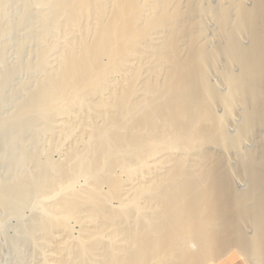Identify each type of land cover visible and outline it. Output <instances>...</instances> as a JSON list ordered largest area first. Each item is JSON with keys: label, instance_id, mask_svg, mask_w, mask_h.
Here are the masks:
<instances>
[{"label": "bare ground", "instance_id": "bare-ground-1", "mask_svg": "<svg viewBox=\"0 0 264 264\" xmlns=\"http://www.w3.org/2000/svg\"><path fill=\"white\" fill-rule=\"evenodd\" d=\"M188 35L196 59L182 51ZM1 37L0 133L15 152L0 206L35 203L20 229L42 264H230L231 252L264 264V63L250 54L264 42V0H0ZM23 70L36 80L7 92ZM205 110L223 114L213 138ZM51 151L60 158L39 160Z\"/></svg>", "mask_w": 264, "mask_h": 264}, {"label": "rangeland", "instance_id": "rangeland-1", "mask_svg": "<svg viewBox=\"0 0 264 264\" xmlns=\"http://www.w3.org/2000/svg\"><path fill=\"white\" fill-rule=\"evenodd\" d=\"M209 4H210V6L215 5V0H209ZM13 11H14V9H13ZM187 13L189 14V12H187ZM185 16H186V18H184V23L190 25L189 23H190V21L191 22L193 21V19H192L193 16H191L190 14H189V16L186 14ZM187 17H189V18L187 19ZM208 25H209L208 29H207L208 35L210 33L209 36L212 37L211 38L212 40H214L215 35H214V31H212V30H214L213 25L210 22L208 23ZM17 32L15 31V32L10 33L8 35L9 38H6L7 40L9 39L8 42L10 45V49L12 50L10 52H13L12 53L13 55L11 54L12 59H16L18 56L17 54L20 50L19 39H20V35L24 33V30L19 31V32H22L21 34L19 32H18L19 33L18 34ZM5 37H7V36H5ZM1 39L3 42L1 41ZM190 39L191 38L188 35V37L185 39V44H184L182 51L184 54H188V52L192 51V49H193L194 53H192V54H194V58L196 59V56L198 55V49L199 48H198L197 44H196V46H193V43L190 41ZM188 40H189V42H188ZM3 43H5V41L1 37L0 38V45H2ZM190 44H191V47L189 48ZM32 47H30L27 50V52H29ZM211 47H210L211 48L210 51H211L212 57L214 58V54L216 53V48L213 46H211ZM262 49H264V42H257L256 48H253V51L250 52L252 59L254 61H256V64H258V65H263V63H264V56H263V50ZM15 52H17V53H15ZM0 57H1L0 58V71H1V69H2L1 65L3 66V64H2L3 59H2L1 55H0ZM1 60H2V62H1ZM214 64H217V66L219 65L216 60H215ZM194 68H195V72H194V80L193 81H194V84L197 88V91L199 92V97H200L201 94L206 95L207 90L205 89V87L203 85L204 83L202 82L204 77H199V74H201L202 71H201V67H200L199 63L197 62V60L194 63ZM214 72L211 71V73H210V78L212 75L213 89H215L214 93L219 95L220 96L219 98H221V99L229 100L230 95L227 93V90L223 87V84L220 82L219 74L216 72L214 73ZM236 74L239 75L237 72H236ZM238 78H236V79H237V82L239 83ZM12 79L13 80L10 81V83L8 84L7 90H6L7 92H9L11 94H12V92L16 91V89L19 88V86L21 85L22 82H25V81L30 82L31 81V83H33L36 80V76L33 73L30 74V72L23 70L19 74H17V76L13 77ZM262 79H260V78L257 79L256 84L258 87H262V86L264 87V80H262ZM263 90H264V88H263ZM17 96L19 97L20 94ZM18 97L15 96V98H18ZM261 105L264 106V104H261ZM14 106H15V99H12V100H10V98L5 99L3 102V105H2L3 112L5 114L10 113L11 111H13L12 109L14 108ZM205 109H207V108H205ZM205 111L207 113L206 115H208L207 116L208 122L206 123V125L209 124L208 126L205 125V131H207V133H209V135H211L213 138V135L215 136V134H216V133L214 134V132H213L214 130H212V129H214L213 127H215V126H213V124H219V126L224 124L223 114H221V113L217 114L216 115L217 118L215 116H213V118H212L211 112H209V110L208 111L205 110ZM242 118H243L242 115L237 110L235 112V118H234V122L236 123V126H238V127L241 126L242 121H243ZM210 125L212 126V128ZM229 127H231V126H229ZM228 129H230V128H228ZM209 130H211V131H209ZM210 132H213V133L211 134ZM261 133H264V130H261ZM48 141H49L48 136H46V135L41 136V138H40L41 147L45 148L46 145L49 143ZM255 143L256 142L249 140L247 143V146L250 147V146H252V144L254 145ZM210 149H213V151H210L211 153L212 152H218V150L215 149V147L214 148L210 147ZM45 151L46 150H44V152ZM14 152L15 151H14L13 147L8 146L6 148L3 145L2 135L0 133V182H1L0 185H2V183L7 181V176L11 172L10 171L11 167L7 163L6 159H8L9 155H12ZM249 152L252 155L254 154V152L252 150H250ZM58 154H59V152L57 153L55 151H53V152L51 151L49 153L47 152V154L46 153L41 154L38 158L41 161L42 160L45 161V159H52L55 161V160H58L60 158V154H59V156H58ZM222 162H220L221 165H219V168H220V166H223V167H221L223 169H221V168L220 169L224 170L223 173L224 172L227 173L229 166H225L226 163H224V162L222 163ZM32 164H33L32 162H28V164H26V170H31L32 166H33ZM230 164L229 165H230L232 171L234 170L233 172L237 173L238 170L236 169V171H235V169H234L237 167V165L235 163L233 164V162H231ZM234 165H236V166H234ZM227 167H228V169H227ZM26 170H24V171H26ZM4 171L6 173L8 172V174H6ZM122 177H124V176H122ZM77 182H79L80 184L79 183L77 184ZM81 183H83V181H81V179H78V181H76V187L78 188V186H80ZM20 204H21V202H20ZM20 204H19L20 207L17 208L18 211H16V213H15V211L9 212L4 207L0 206V264H42L44 262V260H43L42 255L39 254L40 253L39 249H37L36 246H34L35 248L32 246V245H34V244H32L33 242L31 240H29V238L27 236H25L26 234H23V232H25V231L23 229H22L23 231L20 229L21 226H23L25 223L27 224L31 220V218L34 216V213H35L34 204L35 203L32 201L26 200L25 202L22 201V204L21 205ZM117 204H118L117 201L112 202V205H114V206ZM231 215L234 217V214H231ZM70 225L73 227V231H71V237L72 238L77 237L79 235V231H78L79 226L76 223H74L73 221L72 222L70 221ZM72 227H71V229H72ZM48 245L49 246H47L46 248H43V252L45 251L44 259H46L50 263L51 260L54 258V256H53V251L51 249V245L50 244H48ZM46 252H47V254L50 253V255H47ZM49 256L51 259L50 258L47 259V257H49ZM239 259L243 260L246 264H249V262L247 261L246 258H244L242 255H239L236 252H231L230 254H227L222 260L223 261L229 260L232 262V261L239 260ZM42 260H43V262H42Z\"/></svg>", "mask_w": 264, "mask_h": 264}, {"label": "crops", "instance_id": "crops-1", "mask_svg": "<svg viewBox=\"0 0 264 264\" xmlns=\"http://www.w3.org/2000/svg\"><path fill=\"white\" fill-rule=\"evenodd\" d=\"M246 264L243 260L239 259V260H235V261H232L230 264Z\"/></svg>", "mask_w": 264, "mask_h": 264}]
</instances>
